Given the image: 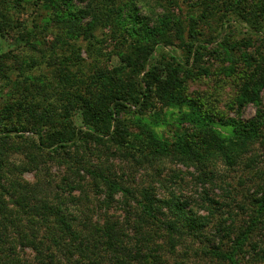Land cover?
<instances>
[{
    "label": "rangeland",
    "instance_id": "rangeland-1",
    "mask_svg": "<svg viewBox=\"0 0 264 264\" xmlns=\"http://www.w3.org/2000/svg\"><path fill=\"white\" fill-rule=\"evenodd\" d=\"M194 1L196 0H182L180 6L190 13L194 9L191 7L196 5ZM129 2L130 0H124L123 7ZM198 2L202 5L201 0ZM83 5L85 2L77 3L76 6ZM228 10L219 8L208 19H198V32H202L207 39H215L212 43H206L203 49L204 58L201 65L209 74L199 80L187 81L184 90L186 101L180 105L161 111L157 109V106L161 105L154 99L152 105H148L143 111H139L137 105H128L129 108L121 115L128 136L146 135L150 131L158 136V142H174L183 133L197 131V128L201 127L200 124L206 122L211 128H203L208 131L210 137L220 134L227 142L236 143L234 129L232 125H228L229 120L249 121L258 118V106L252 102L238 113L235 100L243 80L239 75L226 74L224 70L230 64L229 56L235 58V62L245 63L244 58L252 57L255 60L252 64L260 63L255 57L264 54L263 17H260L257 23H250L244 21L236 13V9ZM35 12L32 7H25L21 9L20 17L22 21L32 25ZM133 12L138 23L155 27L160 25L158 20L164 10L155 0H141L136 8L134 6ZM174 12L179 13L177 8ZM200 12L201 7L198 5V15ZM140 20L148 23H142ZM137 28L139 29L138 26ZM95 34L97 39L107 38L106 41L98 44L93 40V46H90L89 41L82 39L71 40L70 43L61 42L49 31L41 35L44 37L42 43L33 45L19 38L0 36V53L9 52L12 58L9 70L10 74L14 73L13 79H16V75L23 69L36 66L34 71L29 72L32 77L19 84V89L15 82L0 76V108L14 103L12 97H23V109H27L25 115L30 113L33 107H39L36 101H29L32 97L55 96L47 87L58 83L60 79L56 76L55 67L66 56H70L71 52L73 63L85 66V72L79 73V76L84 75L81 79H85L82 89L90 80L98 82L93 90L100 89L101 92L118 84V69L123 63L115 52L119 50L120 45L111 39V32L104 26L99 27ZM125 35L129 37L128 34ZM174 42L171 46L160 45L159 52L182 60V45L179 41ZM98 48L99 55L95 52L99 51ZM42 50L52 52L53 63L47 64L48 60L44 62ZM34 57L43 62L39 65ZM60 91L58 90L59 93ZM260 97L261 108L264 109V87L260 90ZM36 110L39 112L40 108ZM74 112V122L80 125L81 112ZM1 114L0 112V131L5 134L12 130V139L6 147L9 150L7 172H16L21 181L30 184L31 189L35 190L33 199L38 206L47 203L50 207H60L72 229L78 234L81 233V237L92 238L90 234L98 227L99 233H94V237L97 241L101 240V236L104 238L103 243L96 242V248L93 249L96 253L88 259L91 251L84 246L82 249H75L74 245L78 240L71 232L58 229L56 234L60 233L57 246L60 254L59 264H148L147 260H151L152 264H230V257H233L237 264H264V137L251 146L242 160L239 159L233 165L224 159H216L198 167L184 164L174 156H140L139 150L148 151L158 144L151 141V145H134L131 137L127 138L128 144L123 143V146L128 145L130 149L117 146L118 144L113 142L90 144L87 148L69 143L66 148H47L43 152L38 149L37 135L24 119L25 116L17 117L14 122L9 123ZM263 126L264 123L258 130H262ZM208 166H211L213 171H210ZM97 168L109 174L111 179L120 185L132 190V193L124 196L122 192H117L112 198H108L107 186H104L102 181L99 185L93 183L88 171ZM145 188L156 191L157 199L171 200L175 196L180 198L186 210L193 215L191 217L198 221L202 219L203 223L198 225V241H193L190 234H185L186 241L177 246H169L162 231L155 228L144 235H136L138 218L134 208L138 200H143ZM16 210H19L26 220L27 215L21 207ZM164 211L167 212V209ZM250 217H257L258 222L252 224ZM26 222L23 221V225H19L18 229L22 234L32 231L41 235L46 231L44 227L47 225L39 226ZM110 222L119 227V239L128 247V252H122L120 248L105 241V231L101 232L100 229L110 225ZM93 225L95 227L90 228ZM190 230L191 228L188 229ZM193 231L197 230L194 228ZM9 235L16 243L12 253L16 264H37L35 253L30 246L22 247L20 239L16 241V237L10 233ZM145 238L149 240L147 246L151 249L144 248ZM138 240L141 244L137 248ZM216 248L225 251L229 260L224 262L214 259L210 252ZM144 255L148 256L143 257ZM151 256L154 259H150Z\"/></svg>",
    "mask_w": 264,
    "mask_h": 264
},
{
    "label": "trees",
    "instance_id": "trees-1",
    "mask_svg": "<svg viewBox=\"0 0 264 264\" xmlns=\"http://www.w3.org/2000/svg\"><path fill=\"white\" fill-rule=\"evenodd\" d=\"M139 1L141 0H130L129 4L123 7L124 0H0L1 37L7 35L26 43L39 45L44 39L41 35L50 31L57 41L70 43L71 40L82 39L89 41L90 46H93V40L98 44L106 41L107 38L97 39L95 34L99 27L104 26L111 32V39L120 45L119 50L115 52L123 63L118 69L119 83L109 90L106 89L104 92L100 89L93 90V87L98 85V82L93 80L82 89L85 79H81L83 74L79 76V73L85 72V66L73 63V52H71L70 56H66L55 67L56 76L60 79L58 83L47 87L49 91L55 93V96L32 97L29 101L32 103L36 101L39 107H33L31 112L25 115L27 109H23V97H12L14 103L0 108L1 115L5 116L9 123L14 122L17 117L25 116L24 119L37 135L38 149L44 152L47 148L58 147V150L70 144L83 145L87 148L90 144H105L104 142H113L118 144L117 146L130 149L128 145L123 146V143L128 144L127 138L131 136H128L121 120L122 113L129 108L128 105H137L139 111L152 105L153 99L161 105L157 106L160 111L180 105L186 101L184 90L187 81L199 80L209 74L201 65L204 58L203 49L206 43H212L215 39L212 37L207 39L202 32H198V19L200 21L208 19L219 8L229 9L228 11H233L234 8L244 21L257 23L259 18L263 17L264 23V0H201L202 5L196 0L194 1L196 5L191 7L194 9L190 13L189 10L185 12L180 6L182 0H155L164 13L159 17L160 25L150 27L138 23L133 15L134 6L136 8ZM84 2L85 5L76 6L77 3ZM198 5L201 7L199 15ZM25 7L30 9L32 7V10L36 11L32 25L22 21L20 17L21 9ZM176 8L179 13L174 12ZM140 22L148 23L145 20ZM174 41H179L182 45V60L159 52L160 45L171 46L174 45ZM98 49V52L95 51L97 55L100 54V48ZM42 56L44 62L49 61L47 64L53 63L52 52L42 50ZM255 58H258L256 61L260 63L252 64L255 61L252 57L244 58L245 63L235 62V58L229 56L230 64L224 70L226 74L239 75L243 80L235 100L238 113L251 102L255 103L259 110L258 118L253 120H229L228 125H232L234 129L236 143L227 142L220 134L210 137L203 127L211 128V126L205 122L200 124L201 127L197 128V131L185 132L174 142L166 140L158 142V136L150 131L146 135L136 134L131 137L134 145L141 146V143L151 145V141L158 144L148 151L139 150L138 154L140 156L153 154L159 158L174 156L184 164L198 167L216 159H224L230 165L235 164L239 159L242 160L251 146L264 137V126L262 130H258L264 123V109L261 108V97L259 98L260 90L264 87V54ZM33 59L39 65L43 62L36 60L35 57ZM11 61L9 52L0 53V76L15 82L19 89V84L32 77L29 72L34 71L36 66L23 69L16 75L17 78L13 79L14 73L10 74L9 70ZM74 79L78 80L73 82ZM58 90H61L60 93ZM37 108H40L39 112ZM75 110L81 112L80 125L74 122ZM11 132L12 130H9L4 134L0 131V264H16L15 259L12 258L13 246L16 243L9 233L17 238L16 241L20 239L22 247L30 246L35 253L37 264H59L60 254L57 246L60 233L56 234L58 229L71 232L78 240L74 248L82 249L84 246L91 251V256L88 258L91 259L96 253L93 250L96 248V242L103 243V236L97 241L93 235L99 233V228L94 225L90 227H95L90 234L92 238L81 237V233L78 234L72 229L60 207H50L44 203L42 209L33 199L35 190L31 189L30 184L21 181L16 172H7L9 150L6 147L12 139ZM208 169L213 171L211 166H208ZM88 171L93 183L99 185L98 183L102 181L103 185L107 186L108 198H112L117 192H122L124 196L132 193V190L111 179V176L102 169H88ZM142 196L143 200H138L134 208L138 218L136 235H144L155 228L162 231L169 246H177L186 241L185 234H190L193 241H198V225L203 223L202 219L198 221L195 217H191L193 215L186 210L180 198L175 196L171 200L157 199L156 191L148 188L144 189ZM17 207H21L23 213L27 215L26 220L23 219V214L16 210ZM164 209H167V212ZM23 221L36 223L39 226L47 225L44 227L46 231L41 235L32 231L22 234L18 228L19 225H23ZM251 221L255 224L258 219L250 217ZM105 227L100 229L101 232L105 231V241L111 246L120 248L122 252H128V247L119 239L121 235L119 227L111 222ZM190 228L191 230L188 231ZM194 228L197 231L192 232ZM145 239L144 248L147 249L149 240ZM139 242L140 240L136 242L137 248L141 244ZM210 255L216 260L224 262L229 260L228 254L218 248L211 250ZM150 259L154 258L151 256ZM147 261L146 263L152 264L151 260ZM230 264H237L233 257H230Z\"/></svg>",
    "mask_w": 264,
    "mask_h": 264
}]
</instances>
